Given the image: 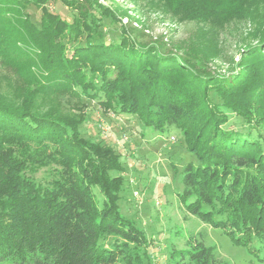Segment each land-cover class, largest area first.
I'll return each mask as SVG.
<instances>
[{
    "label": "trees",
    "instance_id": "obj_1",
    "mask_svg": "<svg viewBox=\"0 0 264 264\" xmlns=\"http://www.w3.org/2000/svg\"><path fill=\"white\" fill-rule=\"evenodd\" d=\"M128 1L212 31L170 50L138 41L125 12L98 0H0V264L148 260L143 232L119 210L120 156L82 136L85 101L149 131L177 130L195 158L180 171L184 213L236 245L264 243V0ZM231 21L253 24L254 41L232 69L212 72L216 33ZM228 113L245 129H229ZM39 170L48 181L33 177ZM169 260L227 264L201 241Z\"/></svg>",
    "mask_w": 264,
    "mask_h": 264
},
{
    "label": "rangeland",
    "instance_id": "obj_2",
    "mask_svg": "<svg viewBox=\"0 0 264 264\" xmlns=\"http://www.w3.org/2000/svg\"><path fill=\"white\" fill-rule=\"evenodd\" d=\"M98 1L116 11H124L121 23L136 30L132 35L138 41H161L170 50L174 47L193 49L199 30L203 33L212 31L208 26L179 23L157 9L137 6L128 0ZM50 9L70 17L69 11L59 3L51 5ZM29 12L32 19L38 18V10L30 8ZM103 25L110 33L119 30V26L111 24L108 18L103 19ZM254 28L253 24L231 21L219 29L215 37L219 56L212 57L207 67L216 73L232 69L229 63L237 61L241 50L253 43ZM0 87L4 89V84L0 83ZM85 102L87 106L80 112L84 119L82 136L108 145L123 163L124 184L118 206L120 213L133 221L148 241V260H143V264H171L169 253L185 250L193 241L203 242L212 249L217 260L227 264H264V243L253 240L249 246L236 245L223 230L213 229L184 213L177 198L182 191L180 171L185 163L194 162L195 158L186 151L177 130L149 131L135 117L105 113L94 101ZM43 104V108L48 107L47 103ZM69 108H63L62 112H78ZM228 115L229 129H245L234 115ZM33 177L44 183L49 180V172L39 170Z\"/></svg>",
    "mask_w": 264,
    "mask_h": 264
}]
</instances>
